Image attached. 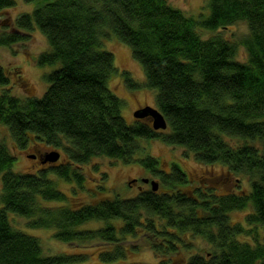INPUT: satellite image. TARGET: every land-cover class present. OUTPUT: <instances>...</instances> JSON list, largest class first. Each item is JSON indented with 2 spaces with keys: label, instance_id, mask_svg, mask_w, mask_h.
<instances>
[{
  "label": "trees",
  "instance_id": "trees-1",
  "mask_svg": "<svg viewBox=\"0 0 264 264\" xmlns=\"http://www.w3.org/2000/svg\"><path fill=\"white\" fill-rule=\"evenodd\" d=\"M13 6L15 0H0V11ZM208 6L207 16H195L168 0H53L0 33V45L9 46L38 29L50 47L37 57L39 67H50L40 97L14 95L0 66V124L18 151L42 143L63 160L17 172L18 156L0 139V264H74L88 256L45 255L39 237L16 227L12 214L31 218L29 227L54 230L60 241L102 242L93 264H142L128 260L140 250L138 240L148 243L157 264H264V0H208ZM240 22L245 36L224 33ZM113 37L141 63L143 84L126 70L121 75L129 88L156 91L165 130L122 115L124 100L110 87L120 72L104 48ZM152 139L219 164L225 175L204 183L178 164L163 170L142 144ZM96 156L140 163L159 189L70 201L51 176L73 182L75 194L84 188L81 165ZM51 200L64 204L44 205ZM242 210L244 220H233ZM91 221L102 225L90 227Z\"/></svg>",
  "mask_w": 264,
  "mask_h": 264
},
{
  "label": "rangeland",
  "instance_id": "rangeland-1",
  "mask_svg": "<svg viewBox=\"0 0 264 264\" xmlns=\"http://www.w3.org/2000/svg\"><path fill=\"white\" fill-rule=\"evenodd\" d=\"M49 1L53 0H34L32 2L15 0V6L0 11V33L11 30L14 26L13 22L20 15L32 13L36 7ZM168 2L182 9L188 15L197 16L203 13L207 16L209 14L208 0H168ZM230 28V30H224V33L233 38H241L248 33V27L244 22H240ZM210 34L212 33H206V36ZM49 48L46 37L38 29H34L24 41L9 46L0 45V66L9 74L10 83L6 86L9 91L21 97H40L43 95L48 86L44 79V75L50 71V67H39L37 65V57L41 53L49 50ZM104 48L114 54L115 65L120 72L112 77L110 87L116 95L124 100L125 104L122 108V115L129 123H132L136 119L134 112L137 109L146 105L157 107L156 91L148 89L147 87H128L127 82L121 75L124 70L130 72L133 80L137 83L143 84L145 82L143 67L139 61L133 58L131 49L128 45L113 37L105 41ZM238 58L240 60L246 59V50L243 46H240ZM3 90L4 87L0 86V94ZM0 139L5 140L7 145L14 151V154L18 156L13 165V170L17 172L25 173L30 172V170L43 169L53 163L50 162L51 164L46 163L47 165L40 166L38 161L31 157V155L36 154L38 150L42 153L51 151V148L42 143L31 144L27 149L18 151L13 147L9 132L2 124H0ZM142 144L145 146L148 154L157 158L159 168L168 171L173 164H178L186 171L188 177L192 179V181L196 182V180H202L204 183H209L212 178L225 175L223 173L224 169L219 164H203L197 161L193 153L184 147L168 145L159 139L143 140ZM62 154L64 155V153ZM136 156H139V154ZM63 157L65 158V155ZM62 161L63 160L60 159L57 163ZM81 170L85 178L84 188L78 189L75 194L73 192V182H68L61 178L58 179V177L54 175L51 176L56 179L61 190L72 196V198H70L72 202L80 203L82 200L90 201L95 195H97V197L119 196L121 198H128L136 195L141 189L151 187V182H143L144 178L159 182L158 178L153 176L138 162L124 163L119 159L105 156H96L92 158L88 163L81 165ZM242 178V184L248 187L246 179L244 177ZM210 184L216 189L215 191L222 190V185L219 186L217 183H214V181H211ZM234 185L235 183H233V187ZM101 188L104 189L101 190ZM67 203L69 204V202ZM62 204H64V202L57 200L44 202V205L52 206ZM247 212L248 210L235 211L232 213V219L235 221H243ZM30 220L31 218L28 217L16 214L11 215V221L16 227L24 229L27 233L39 237L45 255L86 253L88 255L86 260L74 264H93L97 262V254L100 250L99 248L103 245L102 242L90 240L80 243L79 245L77 243L60 241L53 236L54 230L52 229L29 227L28 223ZM101 225L102 223L91 221L88 226L99 227ZM137 243L140 245V250L130 253L128 260L138 261L142 264H157L159 258L155 256L153 250L148 246V243L141 240H138ZM81 244H83V246H81ZM202 246H205V243H202ZM196 251L197 248L192 253Z\"/></svg>",
  "mask_w": 264,
  "mask_h": 264
},
{
  "label": "water",
  "instance_id": "water-1",
  "mask_svg": "<svg viewBox=\"0 0 264 264\" xmlns=\"http://www.w3.org/2000/svg\"><path fill=\"white\" fill-rule=\"evenodd\" d=\"M134 116L138 118H146L149 117L151 119L153 128L156 130L166 129L168 124L165 119L163 113L156 107L146 105L137 109L134 112ZM60 157V153L58 151H51L45 155L44 160L47 162H56ZM143 182L148 183L151 182V187L153 191H157L159 189V182L156 180H151L148 178H144Z\"/></svg>",
  "mask_w": 264,
  "mask_h": 264
},
{
  "label": "flooded vegetation",
  "instance_id": "flooded-vegetation-1",
  "mask_svg": "<svg viewBox=\"0 0 264 264\" xmlns=\"http://www.w3.org/2000/svg\"><path fill=\"white\" fill-rule=\"evenodd\" d=\"M145 119H148L150 122H151V119L149 118V117H146ZM152 123V122H151ZM160 130V129H159ZM38 153H39V155H37V154H32L31 155V157L33 158V159H37L38 158V163L40 164V165H47L48 163L49 164H51L50 162H47V161H45L44 160V158H45V155L46 154H43L42 152H40V151H38ZM47 163V164H46ZM52 164H55L54 162L52 163Z\"/></svg>",
  "mask_w": 264,
  "mask_h": 264
}]
</instances>
